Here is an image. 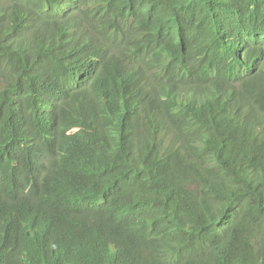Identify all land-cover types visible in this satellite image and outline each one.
<instances>
[{
    "label": "trees",
    "instance_id": "trees-1",
    "mask_svg": "<svg viewBox=\"0 0 264 264\" xmlns=\"http://www.w3.org/2000/svg\"><path fill=\"white\" fill-rule=\"evenodd\" d=\"M97 1L99 20L128 24L127 42L160 22L159 58L171 54L174 71H183L178 81L170 73L166 96L158 84L156 102L146 107L143 98L106 88L115 83L95 80L101 61L86 36L68 45L59 10L47 11L42 0H0V146L12 149L0 150V264H264V114L255 101L253 123L236 86L239 66L219 38L223 18L216 17L229 10L228 0ZM87 17L80 7L73 19L90 26ZM195 31L208 40L197 50L184 43ZM185 73L200 82L186 83ZM126 105L137 110L134 119ZM139 120L151 132L133 141L128 134ZM68 129L78 132L71 139L92 145L99 165L89 195L53 205L31 154L17 149L29 150L30 135L63 145ZM121 182L127 195L111 199L106 193ZM52 207L48 229L40 220Z\"/></svg>",
    "mask_w": 264,
    "mask_h": 264
},
{
    "label": "clouds",
    "instance_id": "clouds-1",
    "mask_svg": "<svg viewBox=\"0 0 264 264\" xmlns=\"http://www.w3.org/2000/svg\"><path fill=\"white\" fill-rule=\"evenodd\" d=\"M66 1L42 0V3L49 12H52V9L61 12L58 20L59 27L66 31L64 35L68 39V45L72 46L74 45L73 42H77L80 36H86L84 38L86 44L95 51H91L93 59L101 61L99 68H97L99 70L97 71L96 69V73L102 74V70L105 69V74H111L116 77V85L106 88L120 89L130 99L136 102L141 100L148 89H151V81L156 75L155 72L149 73L146 70L151 66L157 72L159 70L155 60L152 59L155 56L147 58L146 62L141 64L140 51H146L147 48L141 50L136 45L133 46L132 42H127L129 26L126 22L114 19H109L107 22L99 20V16H102V14L98 13V11L104 10L100 1L95 0L97 3V7H95L94 0H72L73 3L77 4V8L71 12L65 11L66 6L64 4ZM104 3L105 5L107 4L106 2ZM75 4L71 5L68 3L67 8L71 9L76 6ZM80 7L85 8L87 14H90V17H87L89 18V23H91L90 26L85 24L87 23L85 20L80 23L73 19L74 12ZM227 7L229 8L228 11L216 17L223 18L220 22H216L223 27L218 34L224 47L231 50L232 59L239 66L234 73L236 79L238 78L236 86L245 93L250 110L253 112V123H255V119H257V114L254 111L255 101L258 105L259 118L264 114V70L262 73L257 71L264 62V0H228ZM66 13L70 14L71 18ZM245 17L248 20L244 21ZM138 23H141V20ZM84 26L90 32L85 30ZM194 27L195 29L203 28L202 26ZM240 27L242 31L238 32ZM147 32L146 27L140 28L141 37H145ZM90 33L93 37L91 39H89ZM184 43L186 45L189 44V40L185 39ZM69 48L71 47L69 46ZM104 49L111 53L110 59H106ZM258 57H260L259 60ZM163 60L161 56L157 62L161 63ZM210 70L213 71L214 68ZM95 80L99 82L101 79L97 77ZM17 100L14 99V102L17 103ZM161 119L165 120L164 115ZM139 124L142 126L143 131L151 132L143 124L142 120H139ZM76 131L77 129H68L66 131L69 138L65 137L63 145H59L52 140L43 141L40 138H33L31 135L24 138L29 150L39 152V155L36 152L31 153L30 159L33 160V168L35 169L38 185L41 191L52 200L53 205H57L60 201L66 202L70 197H85V195H89L91 189L90 180L97 173L99 163L93 147L87 143V140L82 141L80 135L71 139L70 136L78 133ZM0 150L12 153L11 148L0 146ZM54 161L57 162L55 163ZM93 161L95 162L94 164L92 163ZM217 165H220V163L217 162ZM56 166H60V169L56 170ZM120 184V186L110 191V194L113 195L112 197L127 195V191H129L128 185L123 182ZM23 188L26 192H29L32 189V185ZM52 209L53 207L40 220V225L48 229ZM50 224L53 227L52 221ZM157 229L158 226L144 229V234L129 243L126 248L136 244L139 239L148 238L156 233ZM253 239L254 234L251 235L250 248L255 247L252 244Z\"/></svg>",
    "mask_w": 264,
    "mask_h": 264
},
{
    "label": "bare ground",
    "instance_id": "bare-ground-1",
    "mask_svg": "<svg viewBox=\"0 0 264 264\" xmlns=\"http://www.w3.org/2000/svg\"><path fill=\"white\" fill-rule=\"evenodd\" d=\"M77 1H79V0H77ZM68 3H70L71 5H74L75 4V3H73L72 0H67L66 3L64 4L66 6L65 11L67 10V11L71 12L72 10H74L75 8H77V4H75L76 5L75 7L71 8V9H68L67 8V4ZM84 4H85V2H84ZM143 4L144 3L142 1H138V5H143ZM154 9H156V7H154ZM157 11H158V9H157ZM133 12H134L133 13L134 15H136V14L139 13V12L136 11V9ZM114 16H121V15H114ZM139 19H141V18H139ZM246 20H248V19L245 17L244 18V21H246ZM151 22H153V21H150L149 22V24L147 26L148 32H147V34H145V37H142V38L139 37L138 39H135V41L132 44L133 46L135 44H136V46L139 45V44H141L142 50H145L147 48L146 51H140V56L142 57V63L141 64H144L146 62L147 58L152 57L153 55H155V57H152V59L155 60V64L159 68V71L157 72V70L155 68H153V66L149 67L146 71H148L149 73H154V72L155 73H162L161 79H155V78L152 79V81H151V89H148V91L144 94L143 101H144V105L146 107H148L150 105H153L156 102V100L154 99V97L156 96V94H157V92L159 90V88L157 87L158 84H163V86H164V95L166 96L167 94L170 93L167 89L169 88V82H170V80L173 78L170 73L173 72L177 76L178 73H180V72L183 71L179 67H178L179 72H178V70L176 71L177 73L174 71L175 66L172 64L173 63V56L171 54L166 55L165 56V60H163L161 63H158L157 62V60H158L157 58H159V55H160V52H159L158 49L161 48L159 45H161V43H162V40L159 37L160 36V33L159 32H160L162 26H161V23L160 22H158V23L154 22L156 24V26H154L155 27L154 29H151L150 28V23ZM124 27H125V25H124ZM83 28L85 30H87L88 32H90V30L86 26H84ZM156 31H157V33H156ZM195 33L198 34L196 31H195ZM154 35H155V37H156V39H157L158 42L154 39ZM142 36H144V35H142ZM184 36H187L188 37L189 41L191 42L189 44H191L192 47L195 50H197L200 45H206V40L207 39L203 35L198 34L196 36L195 34H193V35H184ZM80 37H82V36H80ZM80 37L78 38L77 42L74 41L73 44L78 43ZM132 39H134V38H132ZM148 46H150L149 49H148ZM259 59H260V57H258V60ZM263 70H264V62H263V65L261 66V68H259V70H257V71L259 73H262ZM103 71H104V73H103ZM87 77L90 78V79H95L96 75H94L92 73H89V74H87ZM97 77L101 79V84L109 83L110 85H113L116 82V77L114 75H111V74H105V70H102V74H97ZM176 78H177V81H178V78L179 77L177 76ZM182 79L180 81H182ZM185 79H186V83H189V82H191V83L192 82H200V80H196V79H194L193 77H191L190 75H188L186 73H185ZM92 84H94V83H92ZM84 88H86L88 90H91L90 86H85ZM120 97L122 98V96H120ZM138 104L139 103H131V105H138ZM123 108L125 110H127V108H130L131 110H129V117L128 118L134 119V118H132L133 117L132 116V110L133 111H137V110L136 109H132V106L130 107L128 105H126V107L123 106ZM143 108H144V106H143V104H141V108L138 109V110H141ZM155 110H156L155 108L152 109L153 112ZM22 112H20V113H22ZM134 122H136V121H134ZM136 124H137L136 130L134 132H132V134H128L133 141L136 140L137 138H139V136L141 135V133L143 131L142 126L140 124H138L137 122H136ZM139 129H141L140 134H139V131H140ZM109 137H111V138H118V135L112 134ZM17 150L20 153L31 154L33 152H36L39 155V152L38 151L29 152V150L23 148L22 146H21V148H19ZM100 158H102V156H100ZM54 162L56 163L57 161H54ZM92 163L94 164L95 162L93 161ZM101 164H103V162ZM55 169L56 170L57 169H60V166H56ZM141 175L145 176L146 174H141ZM106 194L111 199L113 198L112 197L113 196L112 194H110V193H106ZM173 237L174 238H181V235L178 234V233H174L173 234ZM129 248H132V246L130 245Z\"/></svg>",
    "mask_w": 264,
    "mask_h": 264
}]
</instances>
